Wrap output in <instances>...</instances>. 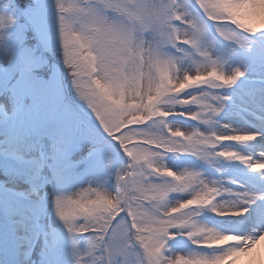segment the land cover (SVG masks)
Listing matches in <instances>:
<instances>
[{
  "label": "snow or ice",
  "instance_id": "1",
  "mask_svg": "<svg viewBox=\"0 0 264 264\" xmlns=\"http://www.w3.org/2000/svg\"><path fill=\"white\" fill-rule=\"evenodd\" d=\"M0 264H264V0H0Z\"/></svg>",
  "mask_w": 264,
  "mask_h": 264
}]
</instances>
